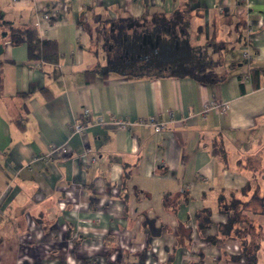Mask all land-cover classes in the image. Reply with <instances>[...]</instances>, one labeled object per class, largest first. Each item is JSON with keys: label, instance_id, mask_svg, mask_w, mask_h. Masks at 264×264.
I'll list each match as a JSON object with an SVG mask.
<instances>
[{"label": "crops", "instance_id": "0c3cea01", "mask_svg": "<svg viewBox=\"0 0 264 264\" xmlns=\"http://www.w3.org/2000/svg\"><path fill=\"white\" fill-rule=\"evenodd\" d=\"M177 11L225 80L100 71L104 51L116 53L113 22L152 29ZM1 20L36 26L61 57L56 74L0 31V264H226L241 253L206 237L227 221L222 194L255 177L264 189V71L246 73L264 69V0H0ZM213 99L230 110L185 119ZM152 116L167 128L138 122Z\"/></svg>", "mask_w": 264, "mask_h": 264}, {"label": "trees", "instance_id": "16d2710c", "mask_svg": "<svg viewBox=\"0 0 264 264\" xmlns=\"http://www.w3.org/2000/svg\"><path fill=\"white\" fill-rule=\"evenodd\" d=\"M175 15L172 19L163 16L161 19L158 18V23L152 29L137 28V31L134 29L131 32L129 27L132 20L122 19L113 22L115 33L112 42L121 49L119 53H115L117 60L120 55H125V49L129 50V55H134V60L125 62L127 64H123V68L110 64L102 67L100 71L107 73L110 70H117L119 73L136 77L145 75L189 77L206 84L225 80L227 74L221 75L214 69L216 62L209 53V47L198 48L188 42L186 15L181 11H177ZM137 25L144 26V22ZM170 25L174 28L177 26L176 33L171 32ZM0 31L8 35L15 45L26 44L30 61L50 62L55 66V73L59 74L58 63L61 55L57 42L43 39L36 26L1 20ZM148 37L152 39L154 47L148 45L140 49V44ZM246 61L250 62L251 59ZM263 71L264 69L250 66L246 73L254 80L255 76ZM240 77L243 78L244 74ZM259 85L260 83L256 84ZM255 179L250 180L244 188L229 191L227 195L222 194L219 198L218 210L227 216V221L220 224L216 236L206 238L214 245H222L227 241H236L239 244L241 253L226 255L228 260L226 264H237L242 259L251 264L258 261L264 227L254 216H264V189L262 190L256 177ZM203 212L205 218L200 223V229H205L212 222L211 208L206 207Z\"/></svg>", "mask_w": 264, "mask_h": 264}, {"label": "built area", "instance_id": "2783aa9c", "mask_svg": "<svg viewBox=\"0 0 264 264\" xmlns=\"http://www.w3.org/2000/svg\"><path fill=\"white\" fill-rule=\"evenodd\" d=\"M46 17H48V16H46ZM244 58H245V60L252 59V56H251V53L249 50H246L244 52ZM229 110H230V103L229 102L219 101V100L213 99V100L206 102L204 104L203 109L200 110L198 113L197 112H189L188 116L185 119H188L190 117H194L198 114L205 117L211 111H216V112H219L221 114H225ZM81 115L85 118H91L92 112L89 109H85ZM110 121L113 122V124H116L121 129H126V128H128L134 124V121L128 120V119L123 118V117L114 116V115L111 116ZM138 122L142 125L153 126V128L156 131H161V130L166 129L168 126V123H169V122H165V121H161V122L157 121L156 118L153 116L148 118L145 121L139 120ZM96 123L100 124V125H104L105 121H104L102 116H97ZM86 127L87 126L85 124L81 123L80 121H77L72 125V130L75 133H82V132H85ZM54 150H55V148H52V152H54ZM36 159L47 160L48 156H38V158H36ZM1 214H2V212L0 211V215Z\"/></svg>", "mask_w": 264, "mask_h": 264}, {"label": "flooded vegetation", "instance_id": "af4514ba", "mask_svg": "<svg viewBox=\"0 0 264 264\" xmlns=\"http://www.w3.org/2000/svg\"><path fill=\"white\" fill-rule=\"evenodd\" d=\"M148 45H150L152 48L154 47V44L152 43V39L151 38H145V40L140 44V49H143V48H146ZM124 54L125 55H120L119 56V60H117V56L116 54L112 55V56H109L108 59L106 60V63L107 65H119L120 68H123V64H127L125 62H129V61H132L134 60V55H129V50L125 49L124 51ZM128 58L130 60H128ZM117 71V70H115Z\"/></svg>", "mask_w": 264, "mask_h": 264}, {"label": "rangeland", "instance_id": "374dc122", "mask_svg": "<svg viewBox=\"0 0 264 264\" xmlns=\"http://www.w3.org/2000/svg\"><path fill=\"white\" fill-rule=\"evenodd\" d=\"M114 48H115V52L116 53H119L120 52V48L119 47H116V46H114ZM236 50H238V47H236ZM107 51H104V54L101 56V62H102V60H103V57L107 60V58L109 57V55L110 54H108V53H106ZM107 57V58H106Z\"/></svg>", "mask_w": 264, "mask_h": 264}]
</instances>
